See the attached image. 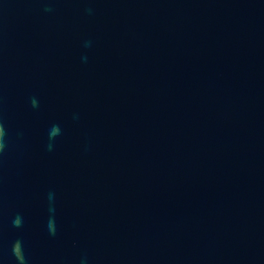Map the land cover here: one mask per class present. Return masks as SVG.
Wrapping results in <instances>:
<instances>
[{
    "label": "water",
    "instance_id": "1",
    "mask_svg": "<svg viewBox=\"0 0 264 264\" xmlns=\"http://www.w3.org/2000/svg\"><path fill=\"white\" fill-rule=\"evenodd\" d=\"M0 264H264V0H0Z\"/></svg>",
    "mask_w": 264,
    "mask_h": 264
},
{
    "label": "clouds",
    "instance_id": "2",
    "mask_svg": "<svg viewBox=\"0 0 264 264\" xmlns=\"http://www.w3.org/2000/svg\"><path fill=\"white\" fill-rule=\"evenodd\" d=\"M2 137H3V129L0 128V140H2ZM2 148H3V143L0 142V149H2Z\"/></svg>",
    "mask_w": 264,
    "mask_h": 264
}]
</instances>
